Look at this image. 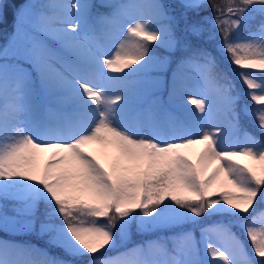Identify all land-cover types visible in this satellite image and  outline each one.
Returning a JSON list of instances; mask_svg holds the SVG:
<instances>
[{
  "label": "snow or ice",
  "instance_id": "snow-or-ice-1",
  "mask_svg": "<svg viewBox=\"0 0 264 264\" xmlns=\"http://www.w3.org/2000/svg\"><path fill=\"white\" fill-rule=\"evenodd\" d=\"M9 14L0 233L45 247L0 239V264H264V0H0V28ZM235 79L258 107L237 110ZM241 111L260 138L229 143Z\"/></svg>",
  "mask_w": 264,
  "mask_h": 264
},
{
  "label": "trees",
  "instance_id": "trees-1",
  "mask_svg": "<svg viewBox=\"0 0 264 264\" xmlns=\"http://www.w3.org/2000/svg\"><path fill=\"white\" fill-rule=\"evenodd\" d=\"M10 3H13V2H18V0H9ZM223 0H216V3H222ZM206 15L211 17L212 16V12H211V9H208L207 12H206ZM260 17L257 16L256 17V20L253 21V24L257 23L259 21ZM10 23H11V14H9V22L8 24L4 25L2 28H0V45H2L4 43V39L6 37V34L7 32L10 31ZM208 28L210 30V32H213L215 33L216 35V38L219 39V33L218 31L213 27L211 21L209 22L208 24ZM211 43V42H210ZM213 47H214V44H213ZM174 67V65H173ZM234 83L236 84V88H237V91L240 93V100L238 101V105H237V110L240 111L241 108L247 104L249 107H258L257 105L254 104L253 101H251L250 99H248V97L245 95V92H246V89H245V86L238 80V79H235L234 80ZM244 130H248L249 132L253 133L254 136L256 137H259L260 138V132L259 130L255 127V121L249 117V116H245L244 113L241 111V118H240V131H244ZM244 162L246 163H252L250 160H245L243 159ZM254 208H256V211H257V214L260 213L261 209L264 208V205H256L254 206ZM256 214V215H257ZM221 219H224V220H227L228 217H220V216H214V217H207L205 219H203L201 221V225L199 226H196L195 228V234L199 240L200 238V227L201 226H207V225H210V224H214L215 222L221 220ZM185 227H191L190 225H187ZM233 231L237 232L241 239H243L245 241V243H248L247 241V238L244 236V233L241 229L239 228H233ZM157 234V233H155ZM155 234H136L135 232L133 233L132 237H131V241L130 243H136V242H139L145 238H148V237H151ZM0 235H3L4 237H10L4 233H0ZM12 237V236H11ZM10 237V238H11ZM12 238H15L21 242H32V243H36L39 247H45L44 243L42 240H40L38 237L36 236H26V235H23L21 237L19 236H16V237H12ZM200 248H201V253H202V256H204V253H203V244L200 245ZM49 251L53 254H58L59 253V250L58 249H54V248H50ZM249 251H251V247L249 245Z\"/></svg>",
  "mask_w": 264,
  "mask_h": 264
},
{
  "label": "rangeland",
  "instance_id": "rangeland-1",
  "mask_svg": "<svg viewBox=\"0 0 264 264\" xmlns=\"http://www.w3.org/2000/svg\"><path fill=\"white\" fill-rule=\"evenodd\" d=\"M119 38L122 39L123 38V34H121ZM108 43L110 44L111 41H108ZM164 75H165V77L167 79H170L171 78V70H169ZM188 76H189V80H190V87L193 89L194 92H198L199 91V81H198V77H197L196 71L194 69H189L188 70ZM165 99H166V94H165ZM225 128L228 131V134L230 136L229 143H238V142L243 141V132L238 131V132L233 133V131L227 125V123H225ZM246 132H248V131H246ZM248 133H250L253 137H255L253 135V133H251V132H248ZM256 138L259 139L258 137H256ZM201 147H202L201 145H195L188 151L187 154L190 155L193 159H195L196 154L198 153V151H199V149ZM241 159H248V158L247 157H243ZM209 171H211V169H209ZM255 220H256V226L259 227L262 223H264V213L260 212L259 214H257L255 216ZM210 225H212V224H210ZM158 234L159 233H157L155 235H158ZM167 234H169V233H165V235H167ZM6 235H8L10 237L11 236L12 237H16V236L21 237V236H23V234H20V235H9V234H6ZM195 236H196V234H195ZM10 237L7 238V237H4L3 235H0V239L8 241V242H13V243H31V242H27V241L21 242V241L15 239V238H12V237L10 238ZM152 238H153V236L149 237V238H146L144 240H148V239H152ZM196 238H197V236H196ZM212 238L214 240H219V237H216V236H213ZM197 240H198V238H197ZM32 244H35V243H32ZM201 258H205L204 256H202V253H201ZM221 264H222V262H221Z\"/></svg>",
  "mask_w": 264,
  "mask_h": 264
}]
</instances>
